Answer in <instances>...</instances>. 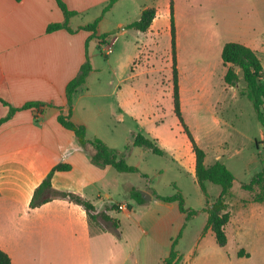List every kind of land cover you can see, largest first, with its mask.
<instances>
[{
	"label": "rangeland",
	"instance_id": "obj_1",
	"mask_svg": "<svg viewBox=\"0 0 264 264\" xmlns=\"http://www.w3.org/2000/svg\"><path fill=\"white\" fill-rule=\"evenodd\" d=\"M136 1L121 0L112 10L111 19H135L137 7L152 2ZM181 7L176 50L182 115L195 141L206 153L205 165L219 160L235 176L227 199L231 214L225 226L228 242L221 247L213 232L205 231L207 213L204 208L207 200L211 203L216 200L221 186L209 183L206 197L195 174L175 159V153H185L191 149V143L174 112L170 34L162 31L157 39V56L159 64L162 62L157 65L162 70L151 69L131 78L132 72L137 74L142 70V65L132 64L129 55L140 33L136 30L125 33L116 28L111 37H118L111 54L101 52L96 38L90 41L88 54L93 69L87 77L84 93L85 101L92 103L95 112L91 130L124 154L129 145L126 162L139 169V172L128 173L114 170V182L130 180L140 187V192L147 190L152 195L143 204L131 200L134 208L130 215L119 214L125 238L129 240L123 258L125 260L130 252L125 264H133L131 250L137 239L161 240L152 229L163 217L160 203L155 202L156 194H173L176 186L184 195L185 206L200 211L188 221L177 243L176 250L183 254L179 264H264V183L252 189L243 188L264 169V129L251 101L241 94L246 87L242 72L234 67L239 81L235 86L226 84L224 75L228 66H224L221 57L223 43L239 42L256 51L264 68V0H202L181 4ZM132 88L143 93L135 106H130L133 109L125 107L132 99ZM131 112L139 117L135 118ZM154 130L163 138L156 143L163 148L164 155L132 146L133 134L150 137ZM183 157L184 161L188 159L186 154ZM110 186L112 191L102 190V193H109L112 201L124 198L122 190L118 195L119 187ZM103 198L105 202L110 201L104 195ZM114 208L118 210V206ZM182 222L178 220L174 225ZM110 224L107 226L113 235L120 237L118 227ZM177 235L178 231L173 237ZM154 243L155 253L145 261L140 259V264H161L156 251H161L163 245ZM115 261L120 263L122 259L118 255Z\"/></svg>",
	"mask_w": 264,
	"mask_h": 264
},
{
	"label": "crops",
	"instance_id": "obj_2",
	"mask_svg": "<svg viewBox=\"0 0 264 264\" xmlns=\"http://www.w3.org/2000/svg\"><path fill=\"white\" fill-rule=\"evenodd\" d=\"M63 1L69 10L76 12L69 19L74 32L65 28L47 31L50 24L65 20L56 0H0V99L15 108H21L28 102L44 103L38 108L19 109L2 121L10 107L0 100V249L10 256L12 264H125L130 252L124 260V248L129 245V240L125 238L119 214L130 215L134 208L131 200H135L129 197L127 188L134 187L140 191V187L130 180L115 183L114 172L117 170L112 166L93 164L89 154L94 149L91 146L83 149L75 134L57 119L61 108L67 110L66 86L85 62L86 50L93 39V32L82 27L102 15L96 28L97 45L100 46L98 37L103 35L112 38L114 45L118 37H111L114 29L125 33L135 30L126 26L138 20L144 9L155 8L156 15L149 30H136L140 33L139 38L129 47L132 64L135 67L142 65L141 71L129 75L135 78L151 69L162 70L158 66L162 62L159 64L156 47L162 31L171 33L170 2H173L178 40L181 4L201 3L202 0H152L137 7L135 19L126 18L125 21L111 19L112 10L121 0H117L104 14L109 0ZM131 69L133 71V67ZM85 85L75 96L72 120L86 126L87 138H99L97 132L91 130L95 112L92 103L85 101ZM141 93L138 88H132V99L125 103V107L133 109L130 106H135ZM119 118L123 119L122 113ZM157 133L154 130L151 139L163 141L161 134ZM184 154L188 157L185 161ZM175 159L195 174L192 146L183 154L175 153ZM60 163L69 164L71 169L53 175V188L78 194L92 202L96 214L117 220L120 237L113 235L107 226L112 222L102 216L90 219L82 205L67 199L56 198L35 208L30 206L35 189ZM112 184L119 187V196L123 191L124 198L112 201L109 193H102V190L112 191ZM143 192L149 193L147 190ZM103 195L110 201L105 202ZM155 202L160 203L163 217L159 225H152V229L161 240H135L131 250L133 264H140V259L145 261L155 253L152 249L154 242L163 245L161 251H156V257L164 264L175 239L173 235L176 231L179 233L183 226L185 215L179 211L177 202L167 203L157 198ZM119 205H126L128 209L114 208ZM178 220L183 222L174 225ZM207 231L212 232L210 229ZM178 253L183 260V254ZM118 255L122 259L120 263L115 261Z\"/></svg>",
	"mask_w": 264,
	"mask_h": 264
},
{
	"label": "trees",
	"instance_id": "obj_3",
	"mask_svg": "<svg viewBox=\"0 0 264 264\" xmlns=\"http://www.w3.org/2000/svg\"><path fill=\"white\" fill-rule=\"evenodd\" d=\"M117 0H109L103 10V14L107 12ZM58 6L63 11L65 20L63 23H53L47 27L48 32H52L58 29L65 28L70 32H74L69 26V19L76 14L75 11L69 10L63 0H56ZM170 26H171V48H172V83H173V104L174 112L179 119L181 126L183 127L184 133L187 135L193 152L195 154V177L196 181L207 197V182L221 186V193L216 200L210 204L207 200V206L204 211L207 213V223L205 231L210 229L214 236L217 244L221 247L225 246L228 242V237L225 231V226L230 220L231 214L228 210L227 199L230 195V190L235 181L233 172L221 161L207 166L205 165V151L197 144L192 132L184 121L182 115L181 98H180V85H179V71L177 64V50H176V29L174 21L173 2H170ZM156 15L155 8H146L142 11L141 16L138 20L129 23L126 28L135 29L141 32L149 30L152 21ZM102 15L95 19L92 23L83 26L82 28L88 31H92L91 38H97L96 28L101 20ZM105 35L98 38H103ZM221 57L224 66H228V69L224 75V81L230 86H235L239 81V75L235 72L234 67H238L242 72L243 79L246 83V87L241 90V94L246 95L251 101L257 119L264 129V68L261 59L257 53L249 46L239 42H226L221 51ZM92 64L86 50V60L82 64L78 74L68 82L66 86V98H67V110L61 111L57 117L59 123L66 129L72 131L75 137L83 149H87L91 146L94 151L89 154L91 162L99 167L112 166L119 172H139L138 167L130 165L126 162L125 155L130 150V146L125 147V154L122 150L112 148L108 146L104 141L99 138L89 139L87 138V129L85 125L77 124L72 120V111L74 99L79 91L83 88L86 83V79L92 71ZM1 100V99H0ZM4 104L10 107L8 115L2 119V121L10 118L19 109H30L38 108L42 104L41 102H28L21 108H15L10 106L5 101L1 100ZM132 146L144 148L150 150L154 154L163 155L164 151L157 143L149 138L148 136L137 133L132 136ZM69 164L60 163L55 165L39 186L35 189L30 206L32 208L38 207L45 204L53 199L62 198L67 199L76 204L82 205L90 219H96L98 216H102L106 221L112 222L114 228L119 226L117 220L112 219L104 214H96L95 206L92 202L84 199L78 194L73 192L59 191L52 186V177L56 172L70 170ZM146 176V175H143ZM264 183V169L259 172L255 177L252 178L250 183L244 184L243 188L252 189L254 185ZM176 192L171 195H158L156 198L163 202H177L179 211L185 215L184 223L179 231L177 237L171 244L169 256L164 260V264H179L182 260V256L176 250L177 243L183 235V230L187 225L188 221L197 217L200 211L187 208L185 206V198L182 191L175 186ZM129 197L135 200L138 204H143L145 199L141 192L134 187L127 188ZM130 209V208H129ZM240 254V253H239ZM0 264H12L10 256L0 249Z\"/></svg>",
	"mask_w": 264,
	"mask_h": 264
},
{
	"label": "built area",
	"instance_id": "obj_4",
	"mask_svg": "<svg viewBox=\"0 0 264 264\" xmlns=\"http://www.w3.org/2000/svg\"><path fill=\"white\" fill-rule=\"evenodd\" d=\"M99 45L101 48V52L103 54L108 55V54L112 53V51H113L112 38H109V37L100 38ZM118 208H119V210H127L128 209L126 205H119Z\"/></svg>",
	"mask_w": 264,
	"mask_h": 264
},
{
	"label": "water",
	"instance_id": "obj_5",
	"mask_svg": "<svg viewBox=\"0 0 264 264\" xmlns=\"http://www.w3.org/2000/svg\"><path fill=\"white\" fill-rule=\"evenodd\" d=\"M141 194L143 195V197H144L145 200L151 199V195L149 193L141 192Z\"/></svg>",
	"mask_w": 264,
	"mask_h": 264
}]
</instances>
